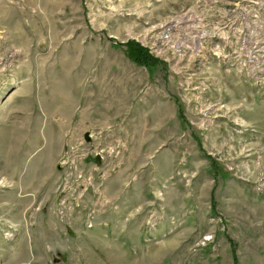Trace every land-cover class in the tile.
<instances>
[{
    "label": "rangeland",
    "instance_id": "rangeland-1",
    "mask_svg": "<svg viewBox=\"0 0 264 264\" xmlns=\"http://www.w3.org/2000/svg\"><path fill=\"white\" fill-rule=\"evenodd\" d=\"M19 189L0 264H264V0H0Z\"/></svg>",
    "mask_w": 264,
    "mask_h": 264
},
{
    "label": "crops",
    "instance_id": "crops-1",
    "mask_svg": "<svg viewBox=\"0 0 264 264\" xmlns=\"http://www.w3.org/2000/svg\"><path fill=\"white\" fill-rule=\"evenodd\" d=\"M33 189H35V188H33ZM22 190L23 189H19V191L15 190L16 193L18 194L17 196H15V191H12L10 194H8V196H6V194L0 196V213H3L6 210H11V209H13V211L15 212V209L17 210L20 208L21 203L28 204V203L34 202V201L37 202L38 200H41L42 197H44L45 199H46V197H49L48 199H50V197H51V194L47 193V191L44 193L45 195H43L42 190H36V191L31 190V191H27V192H23L24 190L23 191ZM25 194H28V197H26ZM5 203L7 205H5ZM10 213H12V212H10ZM4 218L5 217L0 216V226L2 228H5L2 222H4V223L6 222V223L10 224L7 220H4ZM10 218H11V216H10ZM10 226H11V224H10Z\"/></svg>",
    "mask_w": 264,
    "mask_h": 264
},
{
    "label": "trees",
    "instance_id": "trees-1",
    "mask_svg": "<svg viewBox=\"0 0 264 264\" xmlns=\"http://www.w3.org/2000/svg\"><path fill=\"white\" fill-rule=\"evenodd\" d=\"M128 50V58H130L134 63L142 65L145 63V65H158L159 62L152 59L150 56L147 55V51L143 48H141L137 44H130L127 47Z\"/></svg>",
    "mask_w": 264,
    "mask_h": 264
},
{
    "label": "built area",
    "instance_id": "built-area-1",
    "mask_svg": "<svg viewBox=\"0 0 264 264\" xmlns=\"http://www.w3.org/2000/svg\"><path fill=\"white\" fill-rule=\"evenodd\" d=\"M252 58H253V57H250L248 60L252 61ZM256 60H257V58H255V61H256Z\"/></svg>",
    "mask_w": 264,
    "mask_h": 264
}]
</instances>
